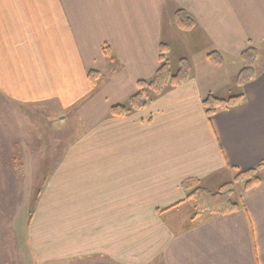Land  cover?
<instances>
[{
	"label": "crops",
	"instance_id": "0c3cea01",
	"mask_svg": "<svg viewBox=\"0 0 264 264\" xmlns=\"http://www.w3.org/2000/svg\"><path fill=\"white\" fill-rule=\"evenodd\" d=\"M178 10L195 19L194 30H178ZM184 40L190 58L179 63L188 61V80L142 111L112 116L158 71L162 42L171 61ZM251 47L263 58L256 78L236 95L219 96L227 73L237 85L240 56ZM214 51L222 67L208 60ZM91 71L101 73L96 86ZM0 93L16 104L53 107L64 128L73 125L74 140L32 219L39 255L264 264V176L231 214L194 219L182 211L190 202L186 182L203 186L264 163V0H0ZM240 94V106L206 114L207 96Z\"/></svg>",
	"mask_w": 264,
	"mask_h": 264
},
{
	"label": "rangeland",
	"instance_id": "374dc122",
	"mask_svg": "<svg viewBox=\"0 0 264 264\" xmlns=\"http://www.w3.org/2000/svg\"><path fill=\"white\" fill-rule=\"evenodd\" d=\"M174 46L170 61L173 74L179 70L181 56L190 58L191 51L185 40ZM262 64L263 58H258L255 69ZM240 66L243 67L242 62ZM232 78L226 74L227 83L218 91L219 96L241 91L232 84ZM58 119L53 107L16 104L0 93V264H111L98 258L58 262L34 250L31 223L39 210L35 202L39 193L44 194L59 159L74 140L73 125L64 128ZM263 174L257 173L261 177ZM244 179L239 180L237 172L223 174L197 188L211 194L228 192L232 201L238 202ZM182 211L194 216L198 211L195 201L182 207Z\"/></svg>",
	"mask_w": 264,
	"mask_h": 264
},
{
	"label": "trees",
	"instance_id": "16d2710c",
	"mask_svg": "<svg viewBox=\"0 0 264 264\" xmlns=\"http://www.w3.org/2000/svg\"><path fill=\"white\" fill-rule=\"evenodd\" d=\"M174 22L178 30L182 32H191L196 28L195 19L185 10H178L174 15ZM105 53L108 58H112L110 49L106 48ZM170 46L162 42L160 48V68L150 80L140 81L138 84V91L128 100L127 103L115 106L111 114L114 117H126L127 115L142 111L146 109L156 97H160L171 89L182 86L189 77L190 66L186 59L180 61L179 70L173 74L171 70V63L169 60ZM260 52L255 47L246 50L241 56L243 67L237 76V85L242 89L248 83L253 81L257 76L255 63L258 59ZM208 60L216 67H222L225 64L223 55L214 51L208 55ZM89 80L92 85L96 86L101 77L100 71H91L88 74ZM245 96L231 97L228 99H221L214 95H209L203 100V105L206 114L212 118L220 111L230 110L236 108L244 103ZM264 170V163L249 170H235L237 177L245 178L243 191L247 192L256 187L263 181V177L257 175L260 171ZM197 181H188L183 185L184 190L188 194V200L195 201L198 208L194 219L202 216L204 213H209L213 216H221L231 214L239 209V203L232 201L228 192H221L211 194L203 189H198ZM42 193L38 194L35 205L40 199Z\"/></svg>",
	"mask_w": 264,
	"mask_h": 264
}]
</instances>
